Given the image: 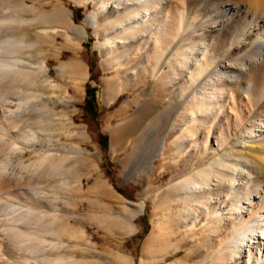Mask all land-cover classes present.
<instances>
[{
    "label": "rangeland",
    "instance_id": "1",
    "mask_svg": "<svg viewBox=\"0 0 264 264\" xmlns=\"http://www.w3.org/2000/svg\"><path fill=\"white\" fill-rule=\"evenodd\" d=\"M21 2V8L15 9L9 0H0V9L5 8L9 13L18 10L26 19L33 17V24L27 23L28 37L37 39V43L39 39L35 54L38 61L34 65L38 74L34 86H29L30 89L26 84L22 86L23 98L32 96L30 102L0 101V104L4 103L0 106V116L4 121L7 118L15 122L13 128L9 125L10 129L0 118V264H24L26 261L29 264H234L236 257L230 258L221 243L230 235L231 223H235L240 215L259 211L264 195L254 198V207L243 203L247 206L246 213L244 210L232 213L227 229H219L216 236L208 233L206 221L211 216L207 210H233L236 198L230 192L228 179L222 177L213 185L215 190L211 192L215 197L211 202L203 198L198 207L193 198L188 199L193 201L192 206L197 205V211L194 208L195 213H191V208L189 214L181 211L182 203L174 193L179 186L175 184L180 177L194 170L195 163L219 155L223 146L230 148L231 145L238 150L245 146L242 151H247L246 146L260 147L255 142L258 136L253 137L251 132H256V127L264 123L263 99L241 101L242 104L236 105L232 112L227 111L231 103L218 101L206 115L197 112L196 122L179 123L185 118L188 102L180 98L188 82L187 76L176 63L177 69L174 67L176 70L173 68L172 71L176 74H169L168 85L161 86L159 92L154 89L155 84L144 67L148 66V52L151 53L150 31L134 34L133 40L128 32L123 35L121 27H117L115 32L126 38L118 52L113 50L108 54L102 47L101 42L113 34L111 23L119 18L123 8L111 11L116 16L111 14L107 20L104 15L108 12L99 8L94 0ZM92 10H96V24H99L86 25L85 37L78 41L69 32L68 25L83 24ZM40 15H46V21L42 16V20L37 18ZM147 44L149 49H146ZM119 50L128 52L122 57ZM72 58L83 66L81 71L68 72L60 68V63ZM40 64L43 69L38 68ZM26 68L24 65L23 69ZM83 75L86 77L81 78ZM150 97L158 101H149ZM199 125L193 138L185 136L190 127ZM109 132L113 137L112 144L108 141ZM161 142H165V147H160ZM217 143L221 145L218 147ZM183 151L187 152L184 154ZM232 154L233 157L228 155L227 158L237 157L234 152ZM223 168L230 170L228 165ZM259 178L263 184L264 176ZM224 185L229 186L226 187L228 190ZM140 201L144 202V209L132 217V206L128 202ZM250 207H257L256 211L249 210ZM11 226L32 235L38 233L26 240V236H20V231L17 234L15 229L11 231L15 234L13 238ZM48 240L55 245L61 244L62 248H52ZM16 241L20 242L17 245L21 248L18 249ZM36 243L40 245L39 249L27 250ZM250 249H254V253ZM263 250L264 237L249 250L239 252H249L252 259L246 264H255L258 259V263H264ZM57 256L60 261L53 259ZM212 257H217L218 262Z\"/></svg>",
    "mask_w": 264,
    "mask_h": 264
},
{
    "label": "bare ground",
    "instance_id": "2",
    "mask_svg": "<svg viewBox=\"0 0 264 264\" xmlns=\"http://www.w3.org/2000/svg\"><path fill=\"white\" fill-rule=\"evenodd\" d=\"M9 1L11 2L10 4H12L15 9L16 8L18 9V7H20L22 3L21 0H9ZM79 1L84 2L85 0H79ZM94 3L98 4L99 8H102L105 13L108 12V14L104 15V19L115 15L111 13V11L113 12L114 10L117 11L116 9H118L119 7L123 8V12H121L119 18L117 19L115 17L117 20L115 19L116 21H113V22L111 20L112 22L111 31L112 30L114 31V32L112 31L113 34L108 36V38L105 40L102 39L103 41L101 42L102 47L104 48L106 52H108V54H110L109 52H113V50L115 52H118V49L121 47L122 42H124V40L126 39V38L123 39L122 37L124 34H127V32L129 33V35H131L133 39L135 38L133 37L134 34L136 36L137 33L142 32L144 34L147 31H150V36H149L150 41L148 40V42L150 43L152 41L151 46H150L151 53L148 52V58L146 61L148 66L146 67L145 65L144 67L146 70H148L150 80H152L155 84L154 85L155 90L158 91L161 86L165 87L168 85V83L170 82L169 74L173 71L174 67L177 69V67L175 66L176 63L180 66V68L185 70V73L187 76L186 78L188 82H187V85L182 89V94L180 95L181 96L180 98L182 99L181 101H188V102L184 110L185 118L180 119L181 121L179 123H182V122L184 123V121L186 120H188V122L190 121L196 122L195 120H196L197 112L198 114L203 113L206 115V113H209L210 111L214 109V107L217 106L218 101H228L229 103H231V105L227 106V111L229 112L231 111V109L233 111L236 110V105H238L239 103L242 104L241 101L259 102L262 99H263L262 101H264V0H94ZM10 4L8 5L7 3L8 7H10ZM12 5L10 8H13ZM22 7H24V5H22ZM5 11H7L5 8L4 10L0 9V101H10V102L11 101H15V102L28 101L30 102L29 97H32V96L25 95V97L23 98L22 86L23 84H26L28 87L34 86L35 85L34 83L36 81V75L38 74L34 65H37V61H38L37 58L35 57L36 56L35 54L38 52L39 39L37 43L36 41L37 39L34 40L28 37L29 26H30V23L33 24L31 21L33 17L26 19L25 17H23V15H21L22 13H20L18 10L11 11L10 13L5 12ZM111 14L113 15L111 16ZM41 16L44 19L46 17V15L45 16L40 15V17H37V18L42 20ZM61 16L63 17V14H61ZM104 19L103 21L105 22ZM43 21H46V19ZM134 21L135 23L133 24ZM27 23H29V26L27 25ZM96 23H97L96 10H92L84 18L83 24L71 23L70 25H68V29H69V32L73 35V37L79 41L83 37H85L86 25L96 24ZM104 24L102 25L104 26ZM96 25H92V26H96ZM117 27H121V30L123 32L121 33L123 35H119L118 33L115 32ZM131 37H130V40L132 42ZM144 43L145 42H143V44ZM146 49H149V45L147 46ZM119 53L121 54L122 51L119 50ZM125 53H122L121 56L123 57ZM24 65H26L27 67L26 70L23 69ZM120 65L121 64H119V66ZM40 66H41V69H43V64L42 65L40 64L38 68H40ZM59 66L61 69H67L68 72L69 71L78 72V71H81L83 67L75 58L64 61L60 63ZM165 66H167V68ZM175 68H174V71L176 70ZM180 70L181 69L178 70V73H180ZM183 73H182V76H184ZM175 74L173 73V76ZM124 75H126L125 72H124ZM84 77L86 76L83 75L81 78H84ZM117 80H120V79L117 78ZM116 82H119V81H116ZM30 87L28 89H30ZM152 98L150 97L148 100L149 101L151 100L152 102L158 101ZM1 104L0 106H2ZM28 107L29 106L27 105V108ZM244 107L245 106H243V108ZM13 112L14 111H12V115H14ZM237 113H238V109H237ZM2 114H4L3 111H2ZM7 114H9V112H7ZM234 114L235 116H237L236 113H233V115ZM242 114L243 112L241 113V115ZM208 116L210 115L207 114V117ZM227 116L229 117V115ZM2 117L0 116V118ZM239 118H240V112H239ZM6 119L5 121L3 119L2 121L4 122L2 121L1 122L6 123V127L10 128V126H12L11 128H13L14 121L10 119L6 120ZM188 122H186V125H188L187 124ZM258 123H259V120H258ZM195 125L197 126L198 124H195ZM0 126H1V123H0ZM196 126L190 127L187 130V132H185V136L188 135L190 138H193L195 133H198L197 131H199L197 128H199L200 125L198 127ZM176 127H178V125ZM14 130L15 129H13L12 131ZM114 131L116 130L114 129ZM254 131L256 132H251L252 133L251 135L255 138L256 136H258L255 142L260 147L246 146L247 151H242L245 148V146L242 150H238L237 148H231V145H230V148L228 146L227 148L226 147L224 148L223 146L222 151L219 155L213 156L210 158L206 157L207 159L204 162L195 163V167L192 172L191 171L187 172L185 175H183L176 181L175 185L179 187L174 190V193L178 196V200H180L182 203L181 211L185 212V214L186 213L189 214L191 212V208H193L192 211L194 210V208H195V211H197V208L195 206H197L196 204L198 203V207H199V205L202 204L201 201L203 200V198H206L208 201L211 202L212 199L215 197L212 195V192H211V190L213 189V185L217 184L221 180L222 177L228 179L230 187L224 185V188L229 187V189H231L230 192L236 198V201L235 202L233 201L235 203L233 204V207H232L233 210L231 209L227 210L225 208H224L225 210H217V209L207 210L210 213L208 215L211 216V218H208L209 217L208 216L207 217L208 220L206 221V224L208 227V233L210 234H216L221 228H224L225 230L232 213L240 212L243 210L246 213L247 206L244 204H253L255 203V200H256L254 198L259 197L260 195L262 196L264 195V183L262 184V181L261 182L259 181L260 180L259 177L264 176V123L261 122V124H259V126L256 127ZM180 132L182 131L180 130ZM218 136L221 137L220 134H218ZM216 141H219V140H215V142ZM220 141L223 142L222 140ZM164 143L161 142L160 147H163ZM195 143L196 142H194V144ZM217 144H218L217 145L218 147L221 145V144L219 145V143ZM206 145H203V146L207 147ZM199 147L201 148V146ZM211 147L212 146H210V148ZM232 147L234 146L232 145ZM190 149L193 150V147ZM187 151H183V153L184 152L186 153ZM233 152L235 155H237V157L234 159H230L231 157L229 156L230 158H227V156L231 155ZM193 155H195V153L192 154V156ZM152 159L153 158H151V160ZM39 162H42V159ZM227 165H228V168H230L229 171L228 169L226 170V168L225 169L223 168V167H226ZM191 198L195 200L194 201L196 202V204L194 203L195 206L191 205L193 204L192 203L193 201L190 202L188 200ZM6 201L8 200L6 199ZM260 201L262 203V200ZM128 203L132 206V208L128 207V208H131L130 214L132 217L140 214L144 209L143 201H140L137 203L135 202H128ZM12 204L13 203H10V205ZM255 206L258 207V205H255ZM227 207L230 208V205H228ZM253 207H254V204H253ZM257 207H255V209ZM253 209L251 208L249 210H253ZM195 211L191 213H195ZM247 216H250V217H247ZM247 216L246 214L245 216L240 215L237 218L238 220L236 219L235 220L236 222L234 221L235 223H231V226H230L232 228L231 233L229 232L230 235L227 236V238L223 241V243H221L224 245L225 250L228 251L226 252L230 254L231 256L230 258L236 257L234 264H239V263L246 264L247 261L249 262L250 261L249 259H252L250 258L251 257L250 253L247 252L245 254H241L239 250H245V249L249 250V247L252 244L254 245V243L257 242L259 238L264 237V203L261 205V208L259 209V211H256V212L253 211L252 215L248 214ZM26 221L28 220L26 219ZM10 224L11 223H9V225ZM229 224H230V221H229ZM15 229L14 227L12 228L11 226V229L9 230L11 232L12 230L15 231ZM14 231L11 232V235H10L13 238L15 237V234L13 235ZM17 231H20V230L16 229V232ZM19 234L20 236L22 235L26 236V240L30 236L35 237L34 234L32 235V233H29L27 231L26 232L20 231ZM208 235L209 234H207V236ZM21 239L19 238L20 241ZM17 241L15 242V244L19 245L20 242L17 243ZM210 241L211 240H209V242ZM36 242L40 243L41 241H36ZM47 242H49V240ZM50 242L49 244L52 248H55L61 245L58 242L56 243H58L59 245L57 244L55 245V243H52V242L50 243ZM24 243L23 245H25ZM37 243L33 247L31 246L28 247L30 249H27V250L29 251L32 248L34 250L39 249L40 245H38ZM47 244L48 243H46V245ZM235 245H237L236 249L234 248ZM19 248H21V246L18 247V249ZM24 249L26 250V248ZM48 249L50 250L51 248H49L48 246ZM190 249H188V251ZM57 252L58 251H56V253ZM49 254L51 255L53 253H49ZM56 255H59V254H56ZM49 256L47 257L49 258ZM57 257L53 259L60 261L61 259L58 260L59 257L58 258ZM212 258H216L215 260L218 259L217 257H212ZM212 258H210V260ZM232 260L234 262V259ZM258 260H257V263L255 264H264L260 262L258 263ZM222 263L223 262H221V264ZM24 264H29V263L28 261H26Z\"/></svg>",
    "mask_w": 264,
    "mask_h": 264
},
{
    "label": "crops",
    "instance_id": "3",
    "mask_svg": "<svg viewBox=\"0 0 264 264\" xmlns=\"http://www.w3.org/2000/svg\"><path fill=\"white\" fill-rule=\"evenodd\" d=\"M145 108H146V105L144 106ZM144 109V108H143ZM141 111H142V109H141ZM149 112V111H148ZM144 115V114H143ZM137 116H139L138 114H137ZM113 128V127H112ZM114 136V135H113ZM113 137H112V135H110V132L108 133V141H109V143H111L112 144V139Z\"/></svg>",
    "mask_w": 264,
    "mask_h": 264
}]
</instances>
